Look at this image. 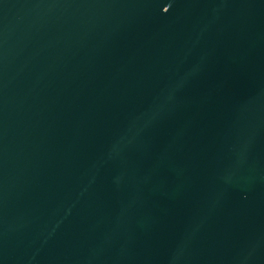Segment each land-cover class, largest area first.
<instances>
[{
	"label": "water",
	"instance_id": "1",
	"mask_svg": "<svg viewBox=\"0 0 264 264\" xmlns=\"http://www.w3.org/2000/svg\"><path fill=\"white\" fill-rule=\"evenodd\" d=\"M0 264H264V0H0Z\"/></svg>",
	"mask_w": 264,
	"mask_h": 264
}]
</instances>
